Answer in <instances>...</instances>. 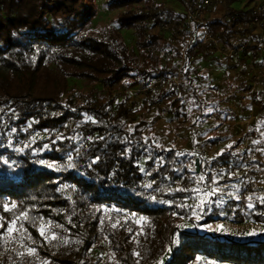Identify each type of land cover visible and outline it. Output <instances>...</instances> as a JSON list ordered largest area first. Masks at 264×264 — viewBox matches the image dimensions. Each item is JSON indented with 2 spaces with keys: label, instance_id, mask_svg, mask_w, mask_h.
<instances>
[{
  "label": "trees",
  "instance_id": "obj_1",
  "mask_svg": "<svg viewBox=\"0 0 264 264\" xmlns=\"http://www.w3.org/2000/svg\"><path fill=\"white\" fill-rule=\"evenodd\" d=\"M178 1L183 10L109 0L115 16L96 24L95 0H0V264H101L106 253L116 264H264V235L238 241L211 229L225 219L264 224L262 197L243 185L240 202L212 195L196 207L204 192L241 183L233 165L247 162L264 176V137L242 156L226 145L208 158L156 142L149 122L137 119L142 109L166 106L182 125L204 124L216 111L199 89L200 63L218 59L204 36H220L228 48L253 43L226 59L239 68L238 90L249 89L252 54L261 55L264 35L236 0L195 23L191 37H166L158 28L183 22L194 2ZM124 31L135 34L133 45ZM178 77L183 93L174 101ZM71 80L102 87L71 93ZM152 81L158 88L144 92ZM254 127L247 135L264 136V113Z\"/></svg>",
  "mask_w": 264,
  "mask_h": 264
},
{
  "label": "rangeland",
  "instance_id": "obj_2",
  "mask_svg": "<svg viewBox=\"0 0 264 264\" xmlns=\"http://www.w3.org/2000/svg\"><path fill=\"white\" fill-rule=\"evenodd\" d=\"M99 6V15L95 20L96 24H104L110 22L116 12H110L106 9L105 4L109 0H95ZM211 10L206 13V18H216L223 15L225 11L226 0H213ZM167 7L173 8L175 11L183 10L178 0H160ZM261 0H236L234 7L246 8L253 4L259 3ZM248 7V8H249ZM159 31V29H158ZM162 31V30H161ZM164 32V31H162ZM166 37H170V33L164 32ZM124 38L130 45L135 43V34L133 31H124ZM233 62H227L218 56L217 60H204L200 63V82L199 89L202 97L211 104L217 105L216 111L212 112L204 124L186 123L181 124L173 116L172 111L165 107H159L158 110L147 111L142 109L138 115V120L144 119L149 122L152 128V138L167 147H176L190 152L197 150L206 157L211 158L220 152V149L226 145L235 146L239 156L243 155L245 149L254 141H258L255 136L247 135L252 128L257 125L259 120L258 109L255 108L248 100L246 95L241 94L242 90L234 87L235 78L239 73V68L232 66ZM101 85H92L83 80H71V93L89 92L92 89L101 90ZM145 95L138 93L135 105L140 107L142 98ZM220 136L225 139L217 146H211L206 142L208 137ZM37 137L42 138V135ZM241 140L242 143H241ZM254 156H258L257 154ZM247 162L233 165L232 173L242 178L241 183H229L220 186L214 195L218 196L222 201L232 199L236 202L242 200L243 191L247 194L255 192L260 197H264V176L256 174L252 166H248ZM144 167V165H143ZM244 185V187H243ZM245 192V191H244ZM239 197V199H237ZM200 198L208 199L209 196L204 192ZM211 229L216 234H221L233 240L245 241L258 239L264 235V224H258L251 221L243 223L234 222L225 219L211 225ZM255 230L257 235L248 236V232ZM164 262H161L162 264ZM103 264H116L110 254L106 253Z\"/></svg>",
  "mask_w": 264,
  "mask_h": 264
},
{
  "label": "built area",
  "instance_id": "obj_3",
  "mask_svg": "<svg viewBox=\"0 0 264 264\" xmlns=\"http://www.w3.org/2000/svg\"><path fill=\"white\" fill-rule=\"evenodd\" d=\"M213 0H194L191 8L185 9V20L176 25H172L167 22L164 23L159 30L170 33L172 40L176 38L180 39L183 36V31H187L188 37L193 35L194 24H204L206 20V6H212ZM251 13L252 21L251 26L255 31L261 35H264V0L253 4L248 8ZM192 41L189 38L188 44ZM204 44L211 42L214 45L216 54L223 59H238L243 52H245L253 43H245L240 47L228 48L223 42L220 36L213 37L204 36ZM257 48L261 51L259 56L257 53L252 54L251 66L249 74L247 76L248 90L243 91L241 94L248 97L249 102L258 109L259 114L264 113V98L257 95V93L264 91V69L260 67V58L264 57V43L257 44ZM184 56V53H183ZM175 82V90L171 93L174 101L178 100L183 93V88L180 84V77L173 79ZM160 81H152L150 87L145 89L144 92H148L151 88H158ZM103 264V263H101Z\"/></svg>",
  "mask_w": 264,
  "mask_h": 264
},
{
  "label": "snow or ice",
  "instance_id": "obj_4",
  "mask_svg": "<svg viewBox=\"0 0 264 264\" xmlns=\"http://www.w3.org/2000/svg\"><path fill=\"white\" fill-rule=\"evenodd\" d=\"M254 143H257V144H258V143H260V141H254ZM228 147L231 148V145H228ZM222 154H223V152L220 153V155H222ZM69 159H71V158H69ZM41 163H44V162L41 161ZM199 179H200L201 182H203L204 179H205V177H204L203 175H201V176L199 177ZM212 182H213V183H216L217 181H216L215 179H213ZM180 190H183V189H180ZM216 191H217V189H211L210 191L206 192V195H208V196H212V195H214V194L216 193ZM237 199H239V197H237ZM247 199H248L249 203L246 205V207L249 208V209H252V208L254 207V204L251 202L252 197H248ZM260 199H261V203H264V197H262V198H260ZM206 203H208V201H205L204 199L201 198L200 203H199L198 205H196V207H198V208H200V209L202 210L203 207H204V205H205ZM12 207L14 208L15 205H13ZM4 208H5V210H7V209H8V206L5 205ZM196 218L198 219L199 216H197ZM15 223H16V221L13 220L11 223L8 224V227H7V229H6L7 232L11 233V232L13 231V227H12V225L15 224ZM0 227H2V225H0ZM113 227H116V225L114 224ZM40 235H41L43 238L47 239V237L45 236V233H44L43 229L40 230ZM246 235H248V236H254V235H257V232H256L255 230H253V231L248 232ZM51 238L54 240V239H56V236L53 235ZM21 239H23V237H21ZM66 242H67V241H65V243H66ZM34 251H35V249H33V248H28V252H29V253H33ZM137 255H138V254H137Z\"/></svg>",
  "mask_w": 264,
  "mask_h": 264
},
{
  "label": "crops",
  "instance_id": "obj_5",
  "mask_svg": "<svg viewBox=\"0 0 264 264\" xmlns=\"http://www.w3.org/2000/svg\"><path fill=\"white\" fill-rule=\"evenodd\" d=\"M244 90H242V92H243ZM209 103V102H208ZM209 104H211V103H209ZM259 116H260V114H259Z\"/></svg>",
  "mask_w": 264,
  "mask_h": 264
}]
</instances>
